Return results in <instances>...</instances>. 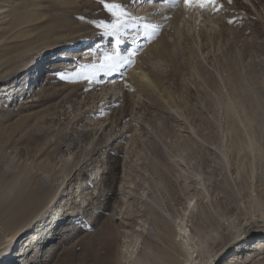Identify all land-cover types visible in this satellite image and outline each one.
I'll use <instances>...</instances> for the list:
<instances>
[{"label":"rangeland","instance_id":"obj_1","mask_svg":"<svg viewBox=\"0 0 264 264\" xmlns=\"http://www.w3.org/2000/svg\"><path fill=\"white\" fill-rule=\"evenodd\" d=\"M105 2L125 14L119 43L100 27L117 20L100 0H0V85H13L0 90V192L7 188L0 196V264H170L172 232L188 228L197 239L228 228L235 235L241 219L257 212L252 199L264 190V0H217L216 11L183 8L178 21L183 0ZM144 23L158 30L145 35ZM157 42L175 52L168 64L159 63L151 47ZM131 53L133 63L118 71L104 62L106 54ZM25 61L33 83L16 92L27 78ZM136 65L155 77V89L129 85ZM101 88L92 110L87 104ZM233 136L239 157L230 149ZM64 166L72 169L65 179ZM46 175L59 186L51 202L16 218L4 211L16 203L12 182ZM62 199L67 206L53 232L20 258L21 243ZM258 230L264 222L229 244L215 242V263ZM189 238L175 254L193 250Z\"/></svg>","mask_w":264,"mask_h":264},{"label":"bare ground","instance_id":"obj_2","mask_svg":"<svg viewBox=\"0 0 264 264\" xmlns=\"http://www.w3.org/2000/svg\"><path fill=\"white\" fill-rule=\"evenodd\" d=\"M66 1V0H65ZM160 7V6H159ZM183 8L187 11L189 10L190 12L192 10H196L197 8H186L184 6V4H180L179 6V11L176 12V14H174L173 16V20H176L178 21L179 19H181V17H183ZM158 9V7H156V10ZM161 11L160 10H157V12ZM168 11H170V8H166L163 10V15L166 14ZM162 12V11H161ZM160 12V13H161ZM188 15V14H187ZM195 22V21H194ZM173 28H174V24H172ZM175 29V28H174ZM189 29V27H188ZM137 33H135L136 35ZM69 45V44H67ZM59 46H63V45H59ZM151 47H154L155 50H156V53H158V56L161 58V60L159 61V63H165V64H168L169 63V58L171 57V60L175 54L174 51H168V52H163L160 47L158 46V42L154 45H152ZM58 48V47H57ZM202 55V54H201ZM84 58V57H83ZM89 60V59H88ZM27 61V60H26ZM24 63V65H26L27 67L24 68L23 71H25L27 68H29L28 70V73L25 74L26 76L27 75H30V68L28 65L30 62H26ZM41 61H39L40 63ZM210 62V61H209ZM38 65V62H36L35 66ZM41 66V64H40ZM41 67H38L37 70L38 72L40 71ZM26 70V71H27ZM23 73V72H22ZM174 75V74H173ZM192 75V74H191ZM153 76H155L153 74ZM161 76V75H160ZM128 77H129V80L128 82L129 85H133V86H136V85H140L142 86L143 88H147V89H155V85L158 83H156V81L154 80L155 77H152L151 75H149L148 73H146L144 71V69H142L139 65H136V66H133L128 74ZM190 81V80H189ZM27 82V84H26ZM33 83V77H29L27 76V78L24 77V79L21 81V84H19L16 88V92L18 91H21L22 93L25 92L24 91V88H25V85H29V84H32ZM112 85V84H111ZM160 85V84H159ZM110 86V85H109ZM11 87H13V85L9 84V83H5V84H2L0 85V90H9ZM112 88V87H111ZM109 88V89H111ZM139 89V87H136ZM160 88V87H159ZM104 89V88H103ZM137 89V90H138ZM165 89V88H163ZM162 89V90H163ZM11 90H13V88H11ZM105 90V89H104ZM99 89V91L94 95L92 96V101L90 103H88V107L92 110H96L99 108V105H100V102H101V99L103 98L104 94L106 91H104ZM107 90V89H106ZM135 92H136V89H134ZM31 91V90H30ZM108 91V90H107ZM110 91V90H109ZM108 91V92H109ZM139 91V90H138ZM165 91V90H163ZM169 91V90H168ZM170 92V91H169ZM140 93V92H139ZM171 93V92H170ZM161 94V93H160ZM164 95V97H166L167 101H168V104L171 105V103H169V99L170 96H169V93H165V94H162ZM100 96V97H99ZM172 96V95H171ZM159 97H161L159 95ZM175 97V96H174ZM232 97V96H231ZM178 99V98H177ZM172 102V101H171ZM173 103V102H172ZM92 104H95L94 107H90L92 106ZM185 104V103H184ZM173 105V104H172ZM188 105V104H187ZM175 108H176V105H174ZM229 106V105H228ZM227 106V107H228ZM87 107V108H88ZM238 107V105H237ZM170 109H173L171 108V106L169 107ZM169 109V110H170ZM182 109V108H181ZM180 110V109H179ZM172 111V110H171ZM178 112V110H176ZM176 111H174L176 113ZM173 112V113H174ZM180 112V111H179ZM232 112V111H231ZM75 113V112H74ZM191 113V112H190ZM178 115V113H177ZM176 115V116H177ZM190 115V114H189ZM75 115H73L74 117ZM179 116V115H178ZM177 116V117H178ZM167 117V116H166ZM235 117V116H234ZM186 118V117H185ZM193 118V117H192ZM230 119V118H229ZM177 120V119H176ZM239 120V119H238ZM187 121V120H186ZM182 128V127H181ZM192 128V127H191ZM227 128V127H226ZM234 129V127H233ZM235 130V129H234ZM229 131V130H228ZM230 133H232L230 131ZM147 134V133H146ZM194 134V133H193ZM189 135V134H188ZM234 135V134H233ZM237 136V135H236ZM180 138V137H179ZM244 138V137H243ZM241 140V139H240ZM230 149H231V152H234L237 154V156L239 155V150L241 151V147L242 146H239V142L237 140V137L233 136L231 137L230 139ZM244 142V141H243ZM241 143V142H240ZM228 146V145H227ZM225 147V146H224ZM208 148V147H207ZM210 148V147H209ZM244 148V147H243ZM207 150V149H206ZM208 152V151H207ZM225 152V151H224ZM235 154V155H236ZM67 156V155H66ZM231 156V155H230ZM69 156L66 157V159L64 160L63 164L66 166L67 163H68V160H69ZM239 157V156H238ZM241 161H243L241 159ZM238 162V161H236ZM241 162L239 161V164ZM77 164L78 162L75 163V166L74 168L72 169H78L77 168ZM242 164V163H241ZM39 165V164H38ZM237 165V164H236ZM65 166L62 168V170L59 169V172L62 173V177L63 179H65L71 172V170L69 171H65ZM208 166V165H207ZM238 167V165H237ZM39 168L41 169V167L39 166ZM210 168V167H209ZM235 168V167H234ZM233 168V169H234ZM240 168V166H239ZM238 168V169H239ZM232 169V170H233ZM237 169V168H236ZM42 170H46V167L44 169H41ZM81 170V169H80ZM40 171V173H41ZM76 171V170H75ZM237 171V170H236ZM43 172V171H42ZM234 172H235V169H234ZM28 172H25L24 174H27ZM44 173V172H43ZM55 173V172H54ZM75 174V172H74ZM92 174V173H91ZM57 175V174H56ZM54 176V175H53ZM42 176H38L37 179L36 177H34L33 180H31L30 178L28 177H24V178H21L19 183L17 182H12V184L8 187L10 191H12L14 193V197H16V203H11V204H8L4 207V211L7 212L9 215H11L12 218H16L19 214H22V213H27L29 212L31 209L35 208V209H39L40 207H44L47 205V203L51 202L56 196H57V192H58V184L55 182L56 180L52 177V176H47L46 175V178L43 177L42 179ZM58 179V178H57ZM69 180V179H68ZM194 180V179H193ZM125 181V180H124ZM192 181V180H191ZM197 183V181L195 182ZM67 184V183H65ZM197 185V184H196ZM195 185V186H196ZM194 185H192L193 187ZM189 188V187H188ZM6 189L7 188H4L1 192H0V196H2L5 192H6ZM199 189V188H198ZM263 190V189H262ZM82 190H80L79 192V195L78 197H80V193H81ZM130 192V191H129ZM82 194V193H81ZM124 195V194H123ZM259 198H254L252 199L253 200V205H255L257 207L256 211L257 212H254L249 214V216L247 217H243L241 219V221H243L242 225L241 223L238 224V227L236 228V234L234 235L233 233L230 234L228 232V228H224L220 231L217 232L216 235H210L211 234V231H210V234L209 233H205L204 234H201L199 235V238L195 239L196 235L194 233L191 232L190 229L188 228H184V230H181L180 232L178 233H173L172 232V237H169L170 239L172 238V241H169L171 242V246L170 248H167V249H172V251L170 252V256L168 258V262L170 264H183V262H186L187 264H217L215 263L218 259H217V255L219 254V251L218 249H215V242L217 243H222L224 244L225 241H226V244L229 242L231 243L232 241H235L236 237L240 234H242V232H250V228L253 227V224L254 223H261V222H264V190L263 192H260L259 191ZM85 196V195H84ZM91 197V196H90ZM263 197V198H262ZM81 199V198H80ZM136 199V198H135ZM127 201V200H126ZM67 202L66 199H62L59 206L57 208H55V212L54 214H52L51 216H49V218L43 223L41 222L40 226H37L36 227V231L35 232H32L30 236H28L27 239H25L21 244H22V247H21V250L22 251L20 252V254L18 255L20 258L24 255H26L25 253L29 250H33V249H39V241L42 240V238H46L49 236L50 233L53 232V229L49 230V227L51 224L54 225V223H56V220H59V218L61 217V212L63 211V208L65 206H67ZM126 203V202H125ZM124 203V204H125ZM135 203V202H134ZM122 205H120L121 207ZM118 208V207H117ZM122 208V207H121ZM187 208V207H186ZM253 209V208H252ZM154 210V209H153ZM72 211V210H71ZM73 213V212H72ZM115 213V212H114ZM154 213V212H153ZM57 215V217H56ZM31 216V215H29ZM126 216V215H125ZM137 218V217H136ZM155 218V217H154ZM61 219V218H60ZM157 219V218H156ZM166 219V218H165ZM28 220V218H27ZM31 220V219H30ZM141 220V219H140ZM154 220V219H153ZM148 221V220H147ZM157 221V220H156ZM168 221V220H167ZM124 222V221H123ZM140 222V221H138ZM141 222L145 225L147 222L146 220H141ZM60 223V222H59ZM57 223V224H59ZM137 223V222H136ZM154 223V222H153ZM125 224V223H124ZM123 224V225H124ZM140 225L136 227H143L144 225ZM241 225V227H240ZM57 226V225H56ZM55 226V227H56ZM127 226V225H126ZM263 227V226H262ZM134 228V227H133ZM132 229V228H131ZM137 229V228H136ZM129 230V228L127 229ZM125 231L128 235H129V232L128 231ZM140 230V229H139ZM144 230V228H143ZM170 230V229H169ZM135 232V229H132L130 231V233H134ZM138 231V230H137ZM55 232V230H54ZM142 232V231H141ZM144 232V231H143ZM171 233V232H169ZM135 234V233H134ZM125 235V234H124ZM128 235L125 236L128 238ZM171 235V234H170ZM190 237L189 240L191 241L190 244L193 245V250L191 252L189 251H180V253L177 255L175 254L174 251H177V249L181 248V245H183V242L185 241V236ZM140 236V235H138ZM138 236L135 235L136 239L138 240ZM134 237V236H133ZM134 237V239H135ZM178 237V240H176V238ZM130 238V237H129ZM167 238V237H166ZM184 239V241H183ZM194 239L196 241H194ZM252 239V240H251ZM136 240V241H137ZM168 240V239H167ZM131 241V240H130ZM135 241V240H134ZM179 241H182V243H180ZM45 242V240H44ZM115 242V239L114 238H110L108 244H109V248H113V244ZM149 242V241H148ZM186 242V241H185ZM184 242V244H185ZM228 243V244H229ZM135 244V242H134ZM152 244V243H151ZM158 244V243H157ZM188 243H186L187 245ZM245 245V248L246 250H243V251H239L240 248ZM149 245V244H148ZM170 244H168L169 246ZM163 246V245H162ZM148 247V246H147ZM41 249V248H40ZM244 249V248H243ZM184 250V249H183ZM236 250V251H235ZM39 251V250H38ZM150 254V253H149ZM165 254V253H164ZM168 254V253H167ZM169 255V254H168ZM184 257H183V256ZM198 255L201 256V262L197 261L196 259L198 258ZM179 256H182L184 258V261L180 259ZM231 256V257H230ZM5 257L4 259L2 258V263H4L5 260L8 259L7 256H3ZM4 260V261H3ZM162 260V259H161ZM255 262L256 264H264V231L263 230H258V231H251V233H248V236L246 235L245 238H243L239 243L236 244L235 248L232 250V252L230 253V255L228 256V258H226V260H224L222 263L220 264H249L250 262ZM1 262V261H0ZM118 264H122L121 261H118Z\"/></svg>","mask_w":264,"mask_h":264},{"label":"snow or ice","instance_id":"obj_3","mask_svg":"<svg viewBox=\"0 0 264 264\" xmlns=\"http://www.w3.org/2000/svg\"><path fill=\"white\" fill-rule=\"evenodd\" d=\"M101 4H103V7L105 9H107L109 12H111L114 16H117V20L115 23L113 24H101L100 27L104 28V29H111V31L109 32L110 35H115L117 36V42L119 43V32L120 30L124 27V21L120 19V16L125 15L124 12L121 10L119 13H117V9L120 8L119 4L116 3H107L105 2V0H100ZM177 2V0H172L173 5H175V3ZM184 2V6L186 8H198V9H206L211 7L214 11L218 10L216 7V3L217 0H183ZM229 2H231V0H229ZM81 19H83V17H81ZM231 22V21H229ZM145 35H147L149 32L154 33L155 31H157V26L156 25H152L149 23H144L142 25ZM135 53H131L129 54L128 57H120L118 54L116 57H114L113 55H108L106 54L104 56V62L108 63V66L112 69V70H119V67H122L124 64H131L133 63V60L131 59V56H134ZM63 79H67V76H62ZM87 78V77H85Z\"/></svg>","mask_w":264,"mask_h":264}]
</instances>
